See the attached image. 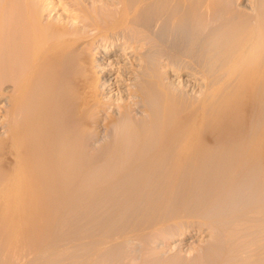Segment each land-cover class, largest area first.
<instances>
[{"label": "bare ground", "instance_id": "bare-ground-1", "mask_svg": "<svg viewBox=\"0 0 264 264\" xmlns=\"http://www.w3.org/2000/svg\"><path fill=\"white\" fill-rule=\"evenodd\" d=\"M220 1L114 0L104 5L98 0H0V72L13 71L12 79L8 78L7 82L0 74L5 79H0L1 124L7 129L5 137L0 140V219L7 218L11 225L18 219L26 222L48 217L52 219L55 216L52 206L56 211L55 207L60 206L65 196L71 194V198H76L81 195L78 187L82 175H91L95 171L98 174L100 169L91 164V159L104 157L103 161L105 158L108 161L123 154L125 156L122 158L128 156V160L124 163L121 159L124 164L118 165L124 166L120 167L121 171L116 170L118 173L104 174L102 177L95 173L99 177L97 185L101 188V194L98 190L97 195L90 194V191L87 197V189L83 191L91 207L94 205L98 209L96 198L99 196L100 199L105 189L118 193V202L114 199L112 203L122 204L120 208H133L131 201L140 200V204L142 198H147L143 202L149 201L148 197L152 199L149 204L156 206L155 203L168 200L175 194L177 186L179 188V184L185 182L189 184V190L199 187L198 191L216 188L234 191L235 195H231L233 199H240L242 194H253L258 182L254 185L251 178H258L261 181L258 185L264 188V1L248 3L250 9L244 14L242 12V16L238 7L228 8L223 0L222 3ZM106 2L109 3V0ZM69 22H72V26L79 24L80 27L74 26L70 30ZM78 28L85 29V34L78 35L77 31L83 30ZM101 38L109 48L106 46L101 51L103 53L97 65L93 59L86 57L88 54L82 55L86 58L80 59L79 65L68 61L70 57L90 50ZM137 42L143 44L145 53L160 51L154 44L158 42L166 49L168 59L172 55H179L198 67L206 80L202 96L190 105L186 104L188 106L183 105L182 109L177 108L174 99L171 100L174 97L169 91V83L166 84L168 81L165 83L160 79L162 76L154 66H146L145 55L139 52L142 47L136 48ZM120 45L122 47L117 51ZM128 54L137 58L135 65L128 67L111 59L114 55L124 58ZM67 62L76 66L71 63L69 66ZM116 73L117 76L113 77ZM9 74L5 77H9ZM63 82H69L75 88V94H72L76 100L74 103L68 99L67 90L59 89ZM120 87L124 88L126 97L120 103L110 101L108 93ZM107 104L116 105L112 108L113 113H107L108 117L104 114L109 108ZM91 113L95 116L92 117ZM84 116H91L92 120L88 118L82 127L80 122L86 121ZM120 116L123 120H118ZM79 127L94 130V134L100 133L95 129H100L103 134L98 142L100 144L94 148V141L90 140L95 135L87 140L82 137L85 128L80 131V136ZM87 131L85 133L88 134ZM81 145L88 153L91 152L88 156L91 159L87 160H91V163L80 162ZM115 161L120 163V160ZM186 176H189V181L183 180ZM198 176L201 178L198 179ZM92 184L95 186V183ZM126 186L129 188L121 191ZM164 191L168 194L165 197L162 196ZM112 194L108 196V192H105L102 200H108ZM105 196L108 197L104 199ZM146 203L143 205L147 206ZM115 206L111 204L113 209ZM108 208L109 216L118 218L117 213L112 214ZM257 211L252 209V212H243L233 219L219 222V226L227 232L231 245L218 264H240L239 260H242V264H248L245 261L247 258L242 259V253L240 256L238 254L239 244L242 245L239 236L256 229L258 225L252 227L250 224L255 217L264 219V206L259 213ZM102 214L100 217H103ZM141 214L144 220L143 211ZM77 218L94 221L90 222L91 226L95 223L98 225L95 220H100L92 212L89 215L80 213ZM17 227L15 230L19 229ZM260 228H257L258 233ZM95 231L91 233L94 236ZM100 236L95 239L99 240ZM13 239L12 242H15ZM245 246L241 247L244 249L248 245ZM42 250L37 251L39 257ZM45 251H50V248L45 249L41 257ZM46 254L44 256L54 257L52 253ZM91 257L94 258L93 255ZM37 259H34L35 262ZM92 260V263L90 260V263L86 262L97 264ZM254 261L253 264H264V258Z\"/></svg>", "mask_w": 264, "mask_h": 264}, {"label": "rangeland", "instance_id": "rangeland-1", "mask_svg": "<svg viewBox=\"0 0 264 264\" xmlns=\"http://www.w3.org/2000/svg\"><path fill=\"white\" fill-rule=\"evenodd\" d=\"M99 1H101V2H99ZM104 1L98 0V2L100 4H104V5L111 4L114 0L111 2L109 0V3L106 2L108 0H106L105 2ZM216 1H217V3H219L218 2L219 0H216ZM230 1L231 0H223V2L228 6V8L234 7L236 9V7H238L239 8L238 11L241 12V14H239V15H241V16H242V12L244 14V11L250 9V5H248V3L253 4L254 2H256V3L259 2V0H257L258 2L256 0H254V1L253 0L252 1L251 0H248V1L247 0H236V1L232 0L231 2ZM262 1H264V0H262ZM102 2H104V3H102ZM234 2H236L237 4ZM251 2H253V3H251ZM229 3H231V5ZM260 3H261V0H260ZM234 4H236V5H234ZM60 13H61V11L58 12L57 15H59ZM70 24H69L70 30H71V28L73 29L74 26L75 27L79 26V24H74L72 26V22ZM80 29H83V28H80ZM80 29L78 28V30H80ZM85 31L86 30L83 29V30H80L77 32H78V35H82V34L84 35ZM138 41H140V40H138ZM137 43H139L138 47H136L137 49H139V47L140 48L142 47V50H140L139 52H141L140 55H142V54L145 55L144 62L146 63V66L149 68L151 66L152 67L154 66L157 69V73L160 72L159 75L162 76V77H160V79H162V81L164 80L165 83H166V81H168L166 84L169 83L168 84V88H170L169 91H172L171 93L173 94V97H174V98H171V100L174 99L173 101H174L175 105H178V106L180 104L182 105V106L180 105V107L177 106V108L182 109V108H184L183 105H186V104L190 105L191 102H195L199 97L202 96L203 88H204L203 86H205V83H206L204 81H206V80H205V78H203V74L199 71L200 69L198 67H194L193 65L190 64V62H188L187 59L180 58L179 55H175V57H174V55H172V57H170L168 59L167 58L168 53H167L166 49L161 44H159L158 42L154 43L155 46L159 47V49H160V51H158L157 53H155L154 51H151L150 53H148V52L145 53V48H143V44L140 42H137ZM106 46L109 48L108 44L107 43L104 44V41L101 38L100 40H98L96 42V44L94 43V45L92 47H90V50L83 52L81 55L80 54L74 55V56L70 57L68 59V61L71 60L72 63L79 65V64H81L80 59L82 60V59H85L86 57H88V58L93 59L94 64L96 63L95 65H97V63L100 62L99 56H101V54L103 53L101 51ZM121 47H122V45L118 46L116 48V50L118 51L119 48L121 49ZM86 54H88V55L86 56ZM82 55L86 56V57H83ZM130 55L131 54H128L127 57H124V58H120L119 56L114 55V56H112L111 59H115L120 64H123L124 66L129 67L130 64L135 65L137 63V61H136L137 58L129 57ZM67 63L70 66V63L69 62H67ZM73 66H76V65H73ZM162 66H164V67H162ZM155 68H153V69H155ZM5 71L6 70H4L3 72H5ZM8 71L9 70H7L5 72L6 74L3 72H0L1 75L3 74V77L6 79V81L0 75L1 80L7 82L8 78H9V80L12 79L13 71L12 70H10L9 72ZM11 71H12V74H11ZM8 73H10L9 77L8 76L5 77ZM117 74L118 73H116L113 77H116ZM0 83H2V81H0ZM170 84H171V86H170ZM67 86H69V87L67 88ZM72 87H71V84H69V82H67V83L63 82L60 85L59 89L63 90V91L67 90V92H65V93L66 94L68 93L67 94L68 99L74 103L76 100H75L74 96H72V94L73 93L75 94V88H72ZM69 89H70V91H72V93H69L70 92ZM188 94H190V95H188ZM109 96H110V101L120 103L126 97V93L124 92V88L120 87V88L115 89L114 92L108 93V97ZM70 101H69V103H71ZM188 105H186V106H188ZM115 106H116L115 104H107V107H109V108L104 111V114L106 113L105 114L106 117H108L110 115L109 113L112 112V108H115ZM109 110H110V112H109ZM107 113L109 115H107ZM89 115H90V113H89ZM114 115H115V113H114ZM116 115H117V112H116ZM116 115H115V117H116ZM91 116L94 117L95 114L93 113ZM91 116H90V118H91ZM117 116H119V115H117ZM83 118L86 121L83 120L84 121L83 123L80 122V126H82V127H83V124H86L85 122H88L87 120L89 117L87 118L84 116ZM2 119H3V115H2V112L0 111V140H2L5 137L6 130H7L5 127L3 128L2 124H1ZM120 119H122L121 116H120V118L118 117V120H120ZM91 120H92V118H91ZM89 122H90V120H89ZM84 128H83V130H84ZM83 130H82V128L79 127L78 133L80 134V136L82 134L84 135L85 131H87V130L89 132L93 133V134H90L87 131L88 134L85 133L87 136L82 135V137L83 138L85 137V139H87L89 136L92 137L93 135H95L94 138L90 137L91 140H90V138H89V140H90V142L94 141V142H92L93 144L92 143L91 144L94 148H96L98 142H100L99 140L101 139V135L103 136L101 130L95 129L96 132L100 131L101 134L100 133L94 134L95 131L93 129H91V130H93L94 132L90 131V129L86 130V128H85V131L81 134L80 131H83ZM80 148H81L80 149L81 152H80V156H79L80 158L79 159H80V162H82V164H85L86 162H90L92 160L93 163H91V162L90 163L93 166H95V168L100 169L99 171H101V170H104V171H102V172L98 171V174H97V171H95L94 173L91 174L92 176L90 174L82 175L81 181L79 182L80 184L78 187V190L80 191L81 195L76 197V198H74V196H72V198H71V196H70L71 194H69V196H65L66 198L64 197L62 199V203L60 204V206L57 205V207H55L56 211L53 210L54 206H52V211L55 213V216H56V217L53 216L52 219H50L49 217L45 218L44 220L31 219V220H29L30 222L29 221L26 222L22 219H18V220H15L16 222L15 221L12 222V225H11V221H8L7 218H4V220H7L6 222L4 220L0 219V234H1L0 235V244H1L0 245V264H8V263L9 264L10 263L15 264V262H16V264H18V263L19 264H40L41 262H42L41 264H43L44 262H45L44 264H47V263L48 264H57V263L58 264H71L73 262H75L73 264H88L87 262L90 263V261L92 263V261H93L92 259H94V261H96L97 264H218L224 259L223 256L226 255L227 250H228L229 246L231 245V241L227 235V232L225 231V229H223L222 227L219 226V222L233 219L234 217L238 216L239 214H241L243 212H250V211L252 212V209H253V211H257L258 209L256 210L255 208H259L262 210V207L264 206V188L259 186L260 185L259 183L261 181H259L258 178L257 179L251 178L252 180L251 179L250 180L253 181L254 185L256 184L255 182H258L254 186L255 192L253 191V194H251V195L242 194L240 196L241 197L240 199H238V198L233 199V196L235 195L234 191H226V190L223 191V189H220V188H216V190L213 189V190H207V191L204 189H200L198 191L199 187H197V189H196V187H194L193 189L190 188V190H192V192H191L189 190V184H187L185 182L184 184L182 183L183 185H185V187L182 184H179L180 187L178 188V186H177V188L175 190V194L171 195L168 198V200H163L162 202L155 203L157 207L153 203L149 204V201L151 203L152 199H151V197H148L149 201L145 200V202H143L144 199H147V198H142L143 201H141L140 204L138 203V202H140V200L138 202L137 201H131L132 203L130 202V206H133V208L132 207L131 208L130 207L120 208L119 205L121 206L122 204L119 203V205H118L117 204L118 201L116 200V199H118L117 198L118 193H115V191L110 192V189H109V191H106V189H105L104 191L106 193L108 192V196L110 194L114 193L111 195L114 198H112L111 196L110 197L105 196L104 199H106V197H108V200L107 199L105 200L107 202H105L102 200L103 199L102 197L104 196L105 192L102 194L100 199L98 196L97 198L99 200H97V198H96V203H98V209L100 210L99 211L97 209V207H95L94 205L91 207V204L87 200V199H89L87 197L90 194L95 193L97 195L98 191H99V194H101V191H100L101 188L97 185L98 184L97 181H98L99 177H96V174H97V176L101 175V177L104 176V174H112V173L116 174V172L118 170L121 171L120 167L121 168L124 167V166H118V165L122 164L121 163L122 160H123L122 162L126 163V161L128 160V156L122 158L123 156H125V154H123L122 157H119L120 159L119 158H115V159L113 158L114 160L109 159L108 161L106 160V158L103 161L104 157L101 159L98 158V159H94V160L89 158L91 160L87 161V160H89L88 156L90 157L91 152H89L90 153L89 154L88 151L85 150L83 145H81ZM116 159H117V161L120 160V163H118V162L116 163V161H115ZM111 161H112V163H108ZM114 161H115V163H113ZM106 162L108 163V165H106L107 164ZM99 164H101V165H99ZM109 164H112V165L110 166ZM97 165H98V167H96ZM122 165H124V164H122ZM186 177H184L183 180L189 181V178H188L189 176L187 177V179H186ZM199 177L200 176H198V179H199ZM96 178H97V180H96ZM93 179H95V180H93ZM195 179H197V176ZM89 181H91V182H89ZM93 181H95V182H93ZM86 182H87V184H86ZM92 183H95V186L97 185V187H95L94 184H92ZM92 187H94V188H92ZM125 188L126 189L129 188V186H126L124 188L122 187L121 191H125L126 190ZM92 189H94L95 191ZM178 189H179V191H177ZM194 189L196 190V192ZM85 190L87 191V193L85 192ZM201 190H202V192H200ZM83 191L85 192L87 197L85 196ZM90 191H91V193L89 194L88 192H90ZM209 191L212 192V195L210 194ZM179 193H181V195ZM206 193H208V194H206ZM237 194L238 193L236 192V195ZM82 195H83V197H82ZM105 195H107V194H105ZM165 195H166V193L164 191L162 196L165 197ZM231 195H233V196H231ZM195 197H197L198 199ZM175 198H176V201H175ZM202 198H204V199H202ZM114 199L117 202L112 203L113 202L112 200H114ZM195 199H197L198 201ZM100 200L103 201V202L102 201L100 202L101 204L98 202ZM171 200H172V202H171ZM108 201H111V202H109V204H108ZM146 201L148 203H146ZM165 201L166 202L168 201V203H165ZM104 202H105L106 207L104 206V208H103ZM135 202H136V204H133ZM93 203L95 205H97L95 202H93ZM145 203L147 206L143 205ZM161 203H163L164 206ZM111 204H112V207L115 205H117V207L115 206V209H113L111 207ZM159 204H160V206H159ZM87 205H89V207H91L90 209H89V207H87L88 210L86 208ZM134 205L135 206L140 205V206L139 207L137 206V208H138L137 209V208H135ZM142 205L145 207H143ZM150 205H152V206H150ZM255 205H257V206H255ZM154 207H156V208H154ZM193 207H194V209H193ZM106 208H108L109 211H112V214H113V212L117 213L118 218L115 217L116 221H113L115 218L112 219L109 216V212L106 210ZM128 208H130V209L128 210ZM164 208L166 210H164ZM149 209H151V210H149ZM124 210H126V211H124ZM134 210H136L137 212L135 211V213H134ZM139 210L143 211V214L145 215V216H143V218L144 217L145 218L149 217V218H146V219L144 218V220L141 219L142 217H140V215H142L141 214L142 211H140L141 212L140 213ZM144 210H145V212H144ZM163 210H164V212H163ZM191 210L192 211L194 210V211L190 212ZM261 210H258L257 213H259V211H261ZM96 211H99V212H96ZM149 211H150V213L152 212V213H155V214L157 213V214L155 215V214L151 213L152 214V216H151ZM91 212L95 213L98 216L97 219L100 218L99 221L95 220L96 222H98V225L96 223H95L96 225L93 223L95 226L94 225L91 226L92 223L90 224V222H94V221H92V220L89 221L90 219H88V220H82L83 221L82 222L81 219L77 218V215H79L80 213H86L87 215H89V214H91ZM104 212H105V214L103 215L102 213H104ZM118 212L119 213L121 212L122 214L120 213L121 214L120 215ZM136 213H138L137 217H139L141 219V221L139 218L136 217L137 218L136 219L134 217V215L136 216ZM101 214L103 217L104 216L105 217L104 218L100 217ZM126 214H128V215H126ZM158 214L160 217L158 216ZM74 217L76 219H74ZM132 217H134L135 219ZM130 218H132V219H130ZM255 218L253 219L252 223H250V224L252 225V227H253V225H255V227L258 225L256 227V229L255 228H254L255 230L252 229L254 231H252V232L249 231V233H247V235L243 234V236H242V234H241L239 236V243L241 242L243 246H244V244L246 246L247 245L248 246L247 247L245 246L247 249L246 248L243 249V247H241L242 245L239 244L238 254L240 256L242 253V256H243L242 259L247 258V260H245V261L248 264L250 262H251L250 264H253V261L255 259H256V261H259V258L260 259L264 258V248H263V246H264V242H263L264 241L263 240L264 239V234H263L264 233V219L261 216H257ZM64 219H66V220H64ZM63 220L66 222V224ZM18 221H19V223H17ZM75 221L80 222V223H77ZM85 221H87L88 223L87 222L85 223ZM7 222H8V224H6ZM31 222H33V223H31ZM13 223L19 224L18 227H19V229L22 228L21 231L19 229L15 230V228L17 227V224H13ZM31 224H32V226H31ZM87 225L89 226V228ZM108 225L110 227H108ZM91 227L94 229L96 228V231L94 229H92ZM258 227L259 228L261 227L260 228L261 230L259 233H258L259 229H257ZM90 229L92 230V232ZM16 231H19L17 233L18 235L16 234L19 239L16 238L17 236L15 237ZM93 231L96 232V234H95L96 236H94V234L93 235L91 234V233H93ZM261 231H263V232H261ZM104 232H105V234L106 233L107 234L105 235ZM251 233H252V235H251ZM86 234H88V235H86ZM248 234H249V236H248ZM98 235L102 236V238H101V236L99 237V240L97 239ZM73 236H74V238H73ZM69 237H70V239H69ZM95 237H97L96 238L97 240L95 239ZM242 237H243V239H242ZM92 238L95 240H93ZM246 238H247V240H246ZM257 238H259V239H257ZM12 239L14 241L15 240L16 241L12 242ZM65 239H67V240L65 241ZM100 239L101 240L103 239V240L101 241ZM252 240H254V241H252ZM60 241H62L63 243L62 242L60 243ZM67 241H68V243H67ZM245 241H247V243ZM22 242H23V244H22ZM80 242H83V243H80ZM13 243L15 244V247H14ZM256 243L258 245H256ZM260 243H261V245H260ZM81 244L83 246H81ZM84 244H86V245H84ZM101 244H102V246H101ZM93 245L95 247H93ZM74 246H76L77 248ZM79 246H81V250H83L84 252L79 250L80 249ZM91 246L93 247L92 249H91ZM249 246L251 248L256 246L257 249H255V247L253 249H250V248H248ZM43 247L46 250L50 248V251H48V252L45 251L44 253H48L46 255H50L52 253L54 257L52 258V256H50V257L44 256V253L41 257V253L45 250ZM66 247L69 249L62 251V249H67ZM97 247H98V249H97ZM41 249H43V250L41 251V253H39L40 254V257H39L38 252H40ZM245 249L248 251L246 252ZM260 249H262V250H260ZM53 250H55V252H53ZM239 250H241V251H239ZM64 251H66V253L68 251L69 252L66 254ZM262 251H263V253H262ZM76 252L78 254H76ZM82 253H83V255H82ZM94 253H96V254L99 253V254L96 255ZM11 254H12V256H11ZM72 254H74V255L72 256ZM84 254H86V255L88 254V256H85ZM89 254L91 256L93 255L94 258L91 257ZM247 254H248V256H247ZM250 254H252V255H250ZM77 256H78V258H77ZM80 256H81V259L79 258ZM82 256H85L84 258H86V259H84V258L82 259ZM89 256H90V258H89ZM262 256H263V258H262ZM6 257H7V259H6ZM43 257H46L48 260L49 259L51 260V258H52V260L51 261L49 260L47 262V259L45 258V259H42L43 261L46 260L43 262L41 260V258H43ZM70 257H73V259H71ZM75 257H76V259H75ZM34 259H37L36 262ZM250 259H253V260L249 261ZM77 260H79V261H77ZM100 260H102V261H100ZM28 261L30 263H28ZM52 261H54V262H52ZM256 261H254V262H256ZM239 262H240V264H242V260H239Z\"/></svg>", "mask_w": 264, "mask_h": 264}]
</instances>
